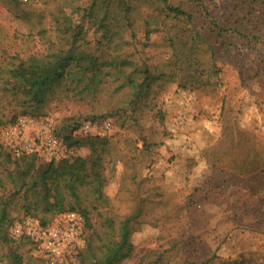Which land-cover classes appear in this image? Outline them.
Here are the masks:
<instances>
[{"label":"rangeland","instance_id":"obj_1","mask_svg":"<svg viewBox=\"0 0 264 264\" xmlns=\"http://www.w3.org/2000/svg\"><path fill=\"white\" fill-rule=\"evenodd\" d=\"M166 1L190 19L169 15L160 0H0V69L69 49L70 35L59 32L68 24L81 30L78 49L95 53L106 35L100 20L110 37L102 60L117 52L131 64L122 74L102 72L91 87L87 78L67 80L42 115L20 117L36 119L38 129L51 123L55 135L68 118L111 122L100 136L103 199L80 193L92 226L87 236L97 243L109 231L106 221L127 217L134 250L123 264L152 263L159 255L163 264H264V230L255 229H264L257 226L264 224V202L258 205L249 183L264 166V1ZM135 65L162 74L138 99L125 79ZM132 78L140 83L143 75ZM20 110L0 90V121ZM66 149L65 158L90 154L88 146ZM12 188L6 180L0 199ZM9 202L10 215L22 216L26 202ZM10 249L24 264H44L28 242L8 235L0 264L9 263Z\"/></svg>","mask_w":264,"mask_h":264},{"label":"trees","instance_id":"obj_2","mask_svg":"<svg viewBox=\"0 0 264 264\" xmlns=\"http://www.w3.org/2000/svg\"><path fill=\"white\" fill-rule=\"evenodd\" d=\"M12 1L23 4L17 0ZM160 1L169 15L175 18L190 19L181 8L168 5L166 0ZM89 12L91 15V7ZM101 23L99 20V26L105 29L106 35L105 39L99 42V48L95 53L78 49L76 42L81 37V30L78 26L71 27L72 25L68 24L66 30L59 28V32L70 35L71 47L69 49L48 54H33L24 59L18 58L17 62L11 64L5 71L0 69V90L11 95L16 104L19 102L21 106L20 112L17 111L7 120L0 121L2 128L14 124L20 117L27 114L35 115L34 117L42 115L50 96L67 80L79 83L87 78L85 85L91 87L98 82L102 72L114 70L118 74L123 73L122 68L131 63L125 61L117 52L110 62L102 60L110 37L106 39L109 31ZM140 72L143 79L140 83H136L132 74ZM196 74L198 73L195 72L193 77ZM160 76L162 74L152 77L147 67L138 68L135 65L132 73L125 79L134 86L136 91L134 98L138 99L149 90L156 78H161ZM94 119L97 117L92 118L91 121ZM82 121H87V119L68 118L62 128L56 131V136L60 137L67 148L88 146L90 154L87 157L76 156L71 159L66 157L58 161H47L39 154L14 155L0 143V188L4 187L6 180L13 185L5 200L0 199V244H7L8 229L17 220L29 216L46 224L62 213L73 211L84 218V245L79 252L83 264H123L132 257L134 250L130 243L132 226L129 218L118 217L115 220L106 221L105 228L109 231L104 234V239L101 235H97V243L92 235L87 236L86 234V229L89 230L92 226L88 209L80 203V193L87 189L95 199H103V189L106 183L100 148L104 146L105 137L76 136L75 133L83 123ZM249 183L255 185L254 190L258 192L256 196L259 197L258 205L260 206L264 202V166H259L256 175H253ZM247 187L250 186L247 185ZM30 197L34 198V202L28 201ZM15 198L26 202L21 207L23 208L22 216L13 217L8 212L9 201ZM259 206L255 208L258 209ZM39 215L42 216L39 217ZM257 226H264V224L260 222ZM255 229L264 230L257 227ZM7 253L8 264H24L22 256L14 250L10 249ZM163 263L164 257L159 255L156 260L147 264ZM214 264H244V262L237 259H219Z\"/></svg>","mask_w":264,"mask_h":264},{"label":"built area","instance_id":"obj_3","mask_svg":"<svg viewBox=\"0 0 264 264\" xmlns=\"http://www.w3.org/2000/svg\"><path fill=\"white\" fill-rule=\"evenodd\" d=\"M23 4L30 0H17ZM36 119L19 118L0 132V143L14 155L39 154L47 161L65 158L66 145L52 131V124L41 129ZM112 129L109 120L83 122L76 134L80 137L104 136ZM14 241L28 242L44 264H72L84 245V218L73 211L62 213L42 224L38 219L24 217L8 229Z\"/></svg>","mask_w":264,"mask_h":264}]
</instances>
